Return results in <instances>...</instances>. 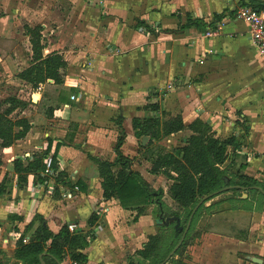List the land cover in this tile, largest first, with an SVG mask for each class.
Segmentation results:
<instances>
[{
	"label": "crops",
	"instance_id": "obj_1",
	"mask_svg": "<svg viewBox=\"0 0 264 264\" xmlns=\"http://www.w3.org/2000/svg\"><path fill=\"white\" fill-rule=\"evenodd\" d=\"M67 1L69 8L63 19L49 16L48 30L53 37L42 51L43 57L54 53L66 63L60 85L51 80L43 85L54 94L52 107L41 113L38 101L28 105L18 100L25 107L16 109L14 113H21L11 117L26 119L30 130L10 148L0 147V186L4 189L0 196V264H22L15 259L16 243L22 236V243H27L37 227V215L54 234L74 220L83 231H89L91 239L81 251L87 264H140L136 252L152 235L147 233L150 226H142V215L131 224L132 229L122 226L121 221L137 208L125 209L115 199L103 200L97 167V161L114 163L116 159L118 120L125 136L121 152L133 161L132 171L147 183L149 179L139 171L141 168L146 167L149 177H156L149 173L152 159L142 149L149 139L146 137L143 143L144 137L137 138L132 129L133 120L152 116L146 106L158 105L163 121L180 115L186 128L197 119L208 122L220 139L240 136L234 122L247 121L248 137L241 140L234 155L228 150V163L233 161L234 168L245 165L241 170L244 175L264 182V121L261 115H255L263 110L264 95L262 91L250 93L251 85L262 84L264 66L250 40L248 26L232 17L247 0ZM0 4L3 10L6 5ZM16 5L17 10L19 5L23 7L19 2ZM187 14L202 21L204 27L180 31ZM220 15L222 19L215 21L214 17ZM16 20L24 18L18 15ZM12 27V17L3 11L1 41L12 39ZM40 27L43 39L47 26ZM27 52L25 62L18 52L13 58L0 55V104L8 99L6 90L13 81L32 92L30 85L17 78L31 65L30 45ZM253 96L255 100H251ZM28 107L33 109L29 113ZM6 108L0 107V113ZM190 135L184 130L156 145L165 150L181 148ZM165 142H172V147L163 146ZM48 145L44 159L54 155L56 162L54 175L48 178L53 193L44 184L36 186L33 175H28L26 184L19 188L13 162L26 166L35 156L43 155ZM78 182L85 191L77 188L74 192ZM66 192L74 198L63 199ZM91 214L97 216L103 231L96 225L86 228ZM9 215L20 217L22 222L12 224L7 220ZM259 216L262 220L264 213L224 210L213 215L206 232L190 246L191 255H203V264L219 259V264H229L236 255L240 262L250 264L240 255L256 256ZM143 233L146 235L142 237ZM256 237L264 240L263 236ZM208 256H214L210 258L213 260H207ZM41 264L52 263L44 257Z\"/></svg>",
	"mask_w": 264,
	"mask_h": 264
},
{
	"label": "trees",
	"instance_id": "obj_2",
	"mask_svg": "<svg viewBox=\"0 0 264 264\" xmlns=\"http://www.w3.org/2000/svg\"><path fill=\"white\" fill-rule=\"evenodd\" d=\"M241 6L251 8L254 11H264V0H247V3ZM222 17V15L215 16L214 20L220 21ZM202 27H204L202 21L194 20L187 14L186 22L179 30L187 31L190 28L201 29ZM23 31L30 45L31 65L21 71L17 78L30 85L34 94L40 93L41 88L48 80L53 81L55 85H60L62 72L66 69V63L62 57L54 53L43 57L42 51L45 47L42 43V28L40 26L30 27L25 25ZM3 105H7V108L0 113V147L8 149L16 141L25 138L30 130V125L26 119L11 117L16 109L25 107L23 103L10 97L2 102L0 107ZM145 110L151 112L152 116L142 121L133 120L132 129L137 138L147 137L149 139L144 148L142 147L145 150L144 155H147L148 159H152L149 173L154 176H163L172 181L169 188L170 198L176 207L184 213L186 221L193 209L202 202L192 218L182 245L174 253L179 258L182 250L186 247L193 224L201 211L213 207L212 205L205 207L206 202L223 193H236L240 197L245 193L247 199H236V203L240 204H246L249 196L254 195H258L264 200V195L257 190L260 189L264 192V182L244 175L241 170L244 169L245 165L241 164L234 172V162L227 163L228 150L231 149L234 155L241 147V140L248 137V128L244 122L239 124L240 138L231 135L227 139H220L208 122L197 119L186 128L180 115L163 121L158 116V105L146 106ZM117 126L120 132L114 147L116 155L114 163L97 161L103 200L115 199L125 209H142L144 206L154 203L162 206L160 203L161 192L159 190L155 191L143 180L139 173L132 171L133 161L123 156L121 148L125 136L121 129V120H118ZM184 130H188L191 135L181 148L165 150L156 145L163 138ZM49 145L43 155L35 156L33 161L26 166H23L20 161L13 162V170L17 175L19 188L26 184L28 175H33L36 186L43 185L48 181V178L43 176V159L45 154L49 152ZM52 160L54 171L56 163L54 155ZM56 181L60 182L59 179ZM64 186L74 187L66 184ZM75 187L80 191H85V188L79 182L76 183ZM3 193L4 189L1 185L0 196ZM261 207H264V203L256 205L258 210ZM256 208L242 206L230 208L229 211L243 210L251 212L255 211ZM175 216L179 217L178 214ZM7 220L12 224L17 221L22 222V219L15 215H9ZM35 221H37V227L29 236L27 243H22L24 236L16 243L15 259L17 261L22 264H41L44 257H47L50 258L52 264H67L68 262L71 264H87V259L81 251H83L91 237L89 231L85 232L80 228L78 221L74 220L63 224L56 234L48 229L45 220L41 216L37 215ZM97 221V216L91 214L86 221V228H93ZM69 223L77 225L78 230L75 233H70L67 230V224ZM174 224H169L173 227L171 236L166 238L163 233L151 235L147 238L142 250L136 252V255L144 264H162L174 250L185 229V226L181 225L174 228ZM178 228H182V230L178 231ZM48 243L49 246L47 247ZM40 256L42 257L41 260L39 259ZM128 264L135 263L130 262Z\"/></svg>",
	"mask_w": 264,
	"mask_h": 264
},
{
	"label": "rangeland",
	"instance_id": "obj_3",
	"mask_svg": "<svg viewBox=\"0 0 264 264\" xmlns=\"http://www.w3.org/2000/svg\"><path fill=\"white\" fill-rule=\"evenodd\" d=\"M0 2H4L3 5L7 6V7L5 6L6 8L3 7V10H1L0 8V16L3 14V11H6V13H9L10 17H12L13 19V27H12L13 35L11 37L12 39L5 40V41L0 40V55L2 57L7 56L9 58H13L14 53L18 52L23 62L26 61L27 56H28L27 50H29V44L27 43L28 42L27 37L24 35L23 26L28 25L30 27H35V26H40L42 24L46 25L47 31L43 35L42 43L43 45L45 44L47 46L49 44V40L52 39L53 37V36L50 37L52 33H50V31L48 30L49 27H51V25L49 26L48 24L49 16H51V18L52 16L55 17L56 20L58 19V17L60 19H63L64 16L66 15L65 11L69 8L67 0H0ZM17 2L23 5V7L19 5L18 10H17V5H16ZM94 2L96 3V1ZM17 11L19 14H17ZM18 15L22 16L24 20L17 21L16 18L18 17ZM17 46L19 47L18 50L16 49ZM6 91H7L8 98L11 97L17 100H24L25 102H28V105H31L33 100L38 101L39 102L38 111H40L41 113H45L48 110V108L52 107V101L54 98V94H52V91H50L48 87L46 88L43 87V89L40 91L39 94L37 93L33 94V92H31L30 89H26V87L24 86L22 87V85L20 84L18 86L17 82L13 81V83L9 84V89H7ZM260 91H262L264 95V79L262 81V84H260L258 87L256 85L250 86V93L255 94ZM251 100H255V96H253ZM32 110H33L32 107L27 108L28 113ZM20 113H21L20 110L16 111L13 114V117L18 116ZM255 115L256 116L261 115L264 121V105H263V110L261 111L259 110V114H255ZM223 118L227 120V117H223ZM238 119L240 118L238 117ZM242 122H244L247 126V123H248L247 121L241 120L238 123H236V121L234 123L238 124L240 128L239 124H241ZM234 136H236L237 138H240L239 135H234ZM162 144L163 146L171 148L173 143L171 142L170 144H168L165 142ZM229 158H228V161H229ZM145 168L146 167H143L139 171H141L142 173L144 172V175L149 179L148 184L155 191L159 190V192H161L160 203L162 204V206H159L158 204L156 205L154 203V204L146 205L147 208L143 207L142 209L133 210V212L134 211L136 212L133 214H130V217L126 215L127 218L123 219L121 221V224L122 226H124V228L126 227L127 229L128 228L132 229L131 224L137 223V220L142 215V218L140 219L142 226L144 228L145 226H150V229H151L150 231L147 232L148 234L151 233L152 235H155L156 233H163V235L166 236V238H168L169 236L172 235V230H173V227L170 226L169 224L175 223L174 228L178 227V224L186 227L188 220L186 221V218L184 217V213L176 207V205L172 202L170 198L169 188L172 184V181L167 180L165 177H161V176L149 177V175L146 174L147 169ZM236 169L237 168L235 167L234 172L236 171ZM54 197L56 199H60V196L57 194H55ZM236 199L237 200L247 199V196L245 193H243L241 197L236 193H223L222 195L216 197L215 199L206 202L204 205L205 207H209L211 205L213 207L208 210L201 211L197 220L193 224L192 230L189 234V239L186 242V247L182 250L181 257L178 258L177 256L173 255L170 257V259L167 261L166 264H203L204 263L202 261L203 255H201V257H199L200 255L193 257L190 252V246L193 245L194 239L196 237H199L201 234L206 232V228L209 225L211 217L215 214H219L220 212L224 210L228 211L230 208H233V207L243 206V207H252V208L255 207L256 208L257 204L264 203V200L261 199V197H259L258 195L249 196L246 204L236 203ZM263 208L264 207H261L259 210L256 208L255 212L264 213V211H262L264 210ZM176 214H178L179 217H176L175 216ZM258 220L259 221L257 222V225H258L259 233L255 232L256 236L260 235L264 237V217L261 220V217L259 216ZM115 223L119 224L118 221ZM96 226L100 229V231H103L102 224H99L97 222ZM259 226H263V228ZM144 228H143V231L146 230ZM163 228H165V230H163ZM262 229L263 231H261ZM178 231L180 230L178 229ZM144 235H146V233H143L142 237ZM256 236L254 239V241L257 242V244L254 242V244H256V247H257L256 256H259L260 258L264 260V243H263L264 240H261L260 238H257ZM212 257L208 256L207 260L212 261L213 259H210ZM238 259H239V256L236 255L235 259L233 260L230 259V262L229 261L228 262L229 264H246L244 262H240ZM0 262H1V259H0ZM198 262H201V263H198ZM218 262L214 264H219ZM140 263L144 264V262L141 260H140Z\"/></svg>",
	"mask_w": 264,
	"mask_h": 264
},
{
	"label": "built area",
	"instance_id": "obj_4",
	"mask_svg": "<svg viewBox=\"0 0 264 264\" xmlns=\"http://www.w3.org/2000/svg\"><path fill=\"white\" fill-rule=\"evenodd\" d=\"M232 17L235 20H239L248 26L250 40L255 46L258 56L261 59L262 65L264 66V11H254L248 7H240L233 12ZM206 35L209 36L210 34L207 32ZM70 99L74 100V97H71ZM43 164V176L46 178H52L54 175L52 168V157L46 156L43 161ZM43 186L48 188L50 193H53L52 184H50V181L44 183ZM73 190L74 192H76L77 187H74ZM73 198L74 196L71 194V192H66L63 196V199L66 200H70ZM67 230L70 233H75L78 230V227L73 223H69L67 224Z\"/></svg>",
	"mask_w": 264,
	"mask_h": 264
},
{
	"label": "water",
	"instance_id": "obj_5",
	"mask_svg": "<svg viewBox=\"0 0 264 264\" xmlns=\"http://www.w3.org/2000/svg\"><path fill=\"white\" fill-rule=\"evenodd\" d=\"M147 141V138L144 137L142 139V142H146ZM258 191H260L263 195H264V192H262L260 189H257ZM202 202H200L194 209L193 211L191 212L189 218H188V221H187V224H186V227L185 229L183 230V233H182V236H181V239L179 241V243L177 244V246L174 248V250L169 254V256L166 258V260L162 263V264H166L167 261L170 259L171 256L174 255V253L176 252V250L182 245L185 237H186V234L190 228V225H191V221H192V218L196 212V210L198 209V207L200 206ZM179 225V224H178ZM180 231L182 230V228H178ZM240 258L250 264H263V260L262 258L258 257V256H252V255H240Z\"/></svg>",
	"mask_w": 264,
	"mask_h": 264
}]
</instances>
